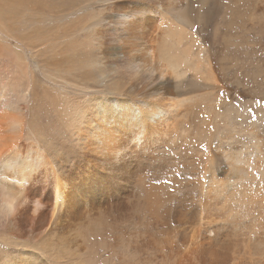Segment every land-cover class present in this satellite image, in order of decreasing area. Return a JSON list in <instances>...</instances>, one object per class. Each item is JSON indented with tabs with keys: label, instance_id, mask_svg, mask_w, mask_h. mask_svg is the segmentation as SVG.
I'll return each instance as SVG.
<instances>
[{
	"label": "rangeland",
	"instance_id": "rangeland-1",
	"mask_svg": "<svg viewBox=\"0 0 264 264\" xmlns=\"http://www.w3.org/2000/svg\"><path fill=\"white\" fill-rule=\"evenodd\" d=\"M143 1L148 2L149 8L160 10L152 23L154 34L151 30L146 37L136 39L125 24H116L117 32L107 31L108 43L125 49L108 59L99 61L94 57L93 93L97 98L106 93L101 89L97 73L102 71L99 68L102 63L109 70L110 83L121 77L117 98H122L123 105L143 99L150 101L153 111L160 105L163 110L168 107L172 119L169 130L166 133L157 130L158 135L150 142L126 149L127 171L122 175L125 181L116 179L121 182L128 204L135 198L134 194L141 192L133 184L136 181L131 179L133 175L145 182L166 183L173 192L167 201L169 231L158 229L155 236L159 242H172L169 246L175 252L155 255L146 230L127 217L119 226H124L129 246H118L109 252L105 243L110 239L103 241V236L109 235L105 230L103 242L95 240L92 257L79 247L62 246L47 261L49 264H185L182 258L187 260L202 253L199 264H264V0H63L50 3L43 9L45 19L29 22L28 26L37 25L50 31L51 26L55 29L58 25L75 24L91 29L104 20L117 23L111 15L119 3L131 7ZM136 11L139 24L144 27L145 11H141L143 14L139 8ZM51 12L55 15L50 16ZM33 33L38 35L36 29ZM106 37L103 33L105 42ZM116 38L119 40H111ZM92 42L97 47V40ZM173 47L179 51L177 74L169 71L170 80L161 81L157 76L159 66L148 59L149 49L164 52ZM101 79L105 81L102 76ZM112 91L106 95L115 97ZM173 101L178 102L176 106L172 105ZM135 104L140 106L139 102ZM50 136L56 145L63 144L59 151L72 163L71 156L77 151L66 144L75 139L67 136L65 130L51 127ZM174 202H178V207ZM176 207L182 209V215L173 214L176 210L172 208ZM102 217L107 215L103 213ZM195 229L198 238L210 241L205 244L204 252L198 248L204 240L195 245L191 242Z\"/></svg>",
	"mask_w": 264,
	"mask_h": 264
},
{
	"label": "bare ground",
	"instance_id": "bare-ground-1",
	"mask_svg": "<svg viewBox=\"0 0 264 264\" xmlns=\"http://www.w3.org/2000/svg\"><path fill=\"white\" fill-rule=\"evenodd\" d=\"M55 1L63 0H0V203L14 200L17 209L14 214L0 209V249L4 250L0 252V264H49V255L56 254L62 246L79 247L92 257L95 240H101L105 230L109 235H104L103 241L110 239L105 246L113 252L118 246L130 245L124 226H119L127 217L146 230L155 255L171 254L175 252L169 246L172 242H159L155 235L158 229L169 231L167 201L173 192L166 183L145 182L133 175L131 179L136 180L133 184L141 192L138 190L139 194H134L128 204L121 182L116 179L125 181L122 175L127 171L126 149L150 142L158 135L157 130L162 133L169 130L172 119L168 107L163 110L159 104L153 111L150 101L143 99L135 100L140 106L126 100L123 105L122 98H117L121 77L110 83L109 70L102 63L99 67L102 71L97 73L106 93L100 89L104 93L100 98L93 93L92 80L94 57L99 61L108 59L125 49L118 44L110 45L107 31L117 32L116 24H125L134 38L142 39L140 36L146 37L151 30L154 34L152 23L160 10L149 8L147 1L131 7L119 3L111 10L117 23L104 20L91 29L75 24L58 25L55 29L51 26L50 31L37 25L28 26L29 22L43 21L46 17L43 9ZM137 8L139 13L145 11L144 27L139 24ZM35 29L38 35L33 33ZM103 33L107 35V43L102 40ZM152 38L157 40L155 35ZM93 40H97V47L93 46ZM148 55L159 66V80H170L169 71L177 74V48H166L164 52L149 49ZM111 91L116 93L115 97L106 95ZM177 103L173 101L172 105ZM50 127L63 129L75 139L66 144L77 151L71 156L72 163L60 153L63 144L56 145ZM125 137L128 140L123 141ZM162 194L166 196L164 199ZM176 208H172L176 210L173 214L182 215V209ZM162 224L165 226L160 227ZM150 227L155 230L149 231ZM197 233L195 229L191 242L195 245L204 240L198 245L204 252L210 241L198 238ZM39 250L42 254H38ZM63 253H58L55 260ZM200 257L202 253L191 259L182 258V262L199 264Z\"/></svg>",
	"mask_w": 264,
	"mask_h": 264
},
{
	"label": "clouds",
	"instance_id": "clouds-1",
	"mask_svg": "<svg viewBox=\"0 0 264 264\" xmlns=\"http://www.w3.org/2000/svg\"><path fill=\"white\" fill-rule=\"evenodd\" d=\"M0 209H2L7 214H14L16 212V204L14 200H5L0 203Z\"/></svg>",
	"mask_w": 264,
	"mask_h": 264
}]
</instances>
